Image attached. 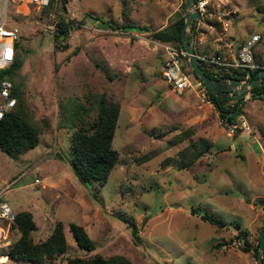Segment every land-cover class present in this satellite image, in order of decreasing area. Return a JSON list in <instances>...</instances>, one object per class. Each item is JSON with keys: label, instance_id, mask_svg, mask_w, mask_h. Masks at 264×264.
Instances as JSON below:
<instances>
[{"label": "rangeland", "instance_id": "374dc122", "mask_svg": "<svg viewBox=\"0 0 264 264\" xmlns=\"http://www.w3.org/2000/svg\"><path fill=\"white\" fill-rule=\"evenodd\" d=\"M182 3L53 0L44 10L27 0L9 2L7 20L20 29L16 79L24 104L35 120L46 119L49 126H43L35 147L17 157L0 150L1 200L14 213L33 214L35 243L49 235L55 222L63 223L66 250L51 264L93 254H122L134 264H257L254 249L264 226V97H249L240 106L249 133H231L218 124L208 96H201L206 94L203 84L181 93L166 84L164 42L152 33L183 15ZM262 6L264 0H230L227 7L237 11L228 16V30L216 23L211 36L197 43L199 51L210 45V37L220 36L223 42L234 38L231 51H223L236 56L235 44L258 33L253 54L264 65ZM61 21L69 26L66 33L58 32ZM127 22L146 30L121 27ZM201 29L200 34L208 31ZM181 65L192 84L199 81L187 57ZM99 94L120 105L112 139L119 160L102 185L82 183L74 174L73 128L61 122L73 101L81 110ZM95 116L88 109L87 127ZM202 138L212 145L182 168L178 151ZM192 207L207 210L225 226L202 219ZM127 220L136 225L137 236ZM70 223L85 228L94 250L76 244ZM19 236L11 229V245Z\"/></svg>", "mask_w": 264, "mask_h": 264}, {"label": "trees", "instance_id": "16d2710c", "mask_svg": "<svg viewBox=\"0 0 264 264\" xmlns=\"http://www.w3.org/2000/svg\"><path fill=\"white\" fill-rule=\"evenodd\" d=\"M51 2H53V0ZM49 6L43 9L48 10ZM61 7L64 8L63 2L61 3ZM260 9L264 12V6L260 7ZM183 23L184 16L178 14L169 25L154 31L152 36L159 41L170 42L178 47L184 48L181 39V28ZM58 26L59 33H66L69 29V26L64 21L58 22ZM121 27H134L139 30H146V27L138 26L130 22L123 23ZM196 34L197 30L194 31L195 36ZM200 64L203 71L212 78L234 77L237 79H250L260 70V68L252 70L248 68H237L232 69V72L228 73L223 70L214 71L209 65L202 61ZM20 67L21 60L19 58V47L17 43L13 63L0 74V80L7 78L12 82V94L16 98V105L0 120V150L12 157H17L35 147L39 142V135L43 131V126H49V122L46 119H42V123L35 120L24 104L22 83L16 79V73ZM192 73L195 78L198 79L193 71ZM252 91L263 92L264 87H254ZM206 93L210 102L217 109L221 117H225L228 121H232L236 115L241 114L242 109L240 108L235 116L230 115L236 108V100L216 97L212 93H209L207 89ZM89 100V106H82L81 110L78 103L73 101L72 104L74 108L70 109L67 115L63 114L61 122L64 125L71 124L73 128L70 141L73 149L71 166L74 174L82 183H91L95 181L102 185L107 181L110 171L119 160V152L112 147V139L120 112V105L118 101L103 94L94 95L92 99ZM90 108L95 110L96 116L90 126L87 127L85 125L84 116ZM184 135L185 133H181L178 139H183ZM174 142L175 141H170L169 144H174ZM211 145L212 143L210 141L202 138L198 141L189 143L185 148L179 150L178 156L182 162L181 167L186 168L191 166ZM191 212L199 214L202 219L207 220L217 227L225 226V222L222 219L215 217L207 210L192 207ZM128 223L132 227L134 236H137L134 222L128 221ZM35 227L36 224L33 219V214L30 211L23 210L17 212L11 229L18 230L20 236L6 252L10 258L22 263L51 264V259H53L55 255H61L66 250L67 242L63 231V223L60 221L55 222L49 235L43 241L36 243L33 242L30 237ZM69 230L80 248L88 251L94 250L95 245L83 226L70 223ZM259 239L260 235L254 249L255 254L258 250ZM244 240L243 237V244H245ZM67 264L134 263L122 254H113L108 257H104L100 254H93L86 257H70L67 259ZM262 264H264V254Z\"/></svg>", "mask_w": 264, "mask_h": 264}, {"label": "built area", "instance_id": "2783aa9c", "mask_svg": "<svg viewBox=\"0 0 264 264\" xmlns=\"http://www.w3.org/2000/svg\"><path fill=\"white\" fill-rule=\"evenodd\" d=\"M13 0H0V74L5 69L9 68L13 63L16 54V45L20 37V29L15 24H10L7 20V10L9 2ZM52 0H27L28 3L42 9L52 4ZM195 8L199 12V19L194 24V29L202 25L209 29L215 28V22L219 23L224 31L228 30V16L235 9L228 8L227 4L230 0H194ZM71 22L78 24L75 19ZM261 36L254 33L249 38L245 39L237 51L236 56L228 59L219 53L207 54L197 53L199 61L206 63L214 70H223L231 73L232 69L248 68V69H264V65H259L254 60V48ZM165 51L166 60L162 66V77L168 86L176 93H181L194 85H202L200 81L192 84L187 73L182 69L181 58L186 57V51L182 47L175 46L171 43H160ZM12 82L3 78L0 80V120L4 115L16 105V98L12 94ZM205 87V86H204ZM201 96L206 99L207 93H201ZM209 100V99H208ZM210 101V100H209ZM220 116V115H219ZM218 124L228 129L231 133L237 131L249 133V125L244 115H236L232 121H228L225 117L218 119ZM39 183V179L34 180ZM15 215L10 206L1 200L0 192V264H26L16 261L9 257L6 250L12 246L9 238L11 226L15 221ZM4 250V251H2Z\"/></svg>", "mask_w": 264, "mask_h": 264}, {"label": "water", "instance_id": "95a60500", "mask_svg": "<svg viewBox=\"0 0 264 264\" xmlns=\"http://www.w3.org/2000/svg\"><path fill=\"white\" fill-rule=\"evenodd\" d=\"M182 12L184 16V23L181 28V39L190 68L209 93H212L216 97L228 98L237 101L236 108L230 113V115L235 116L238 113L242 102L247 98L264 97V93L252 91V88L264 85V69L257 71L255 76L250 79H237L234 77L212 78L203 71L194 48V24L199 19V12L195 8V1L183 0ZM263 254L264 226L260 231V239L256 255L257 264H262Z\"/></svg>", "mask_w": 264, "mask_h": 264}, {"label": "crops", "instance_id": "0c3cea01", "mask_svg": "<svg viewBox=\"0 0 264 264\" xmlns=\"http://www.w3.org/2000/svg\"><path fill=\"white\" fill-rule=\"evenodd\" d=\"M231 8H233V7H231ZM233 9H235L236 11H237V9L236 8H233ZM235 13V12H234ZM201 28H206L205 30H208L207 32H206V34H200V32H202L201 30H203V29H201ZM201 29V30H200ZM200 30V31H199ZM211 34H212V30H209V28L208 27H204V25H202V26H200L199 28H198V30H197V34H196V36L194 35V47H195V49L197 50V52L198 53H207V54H215V53H219V54H221V55H223L224 57H227V58H229L231 55L232 56H234V54L233 53H226L225 51H223V48H228L227 50L230 52L231 50H230V46H233V42L235 41L234 40V38H231V40H226L225 42H223V38L222 37H216V38H209L210 40H209V42H210V45H208V44H206V45H202V46H200V48L202 49V51H199V49H198V45H197V43L198 42H203V40L205 39V38H207L206 36H211ZM242 42V41H241ZM241 42H238V43H236L235 44V49H236V47L238 46V47H240V45H241ZM205 50V51H204ZM214 50V51H213ZM229 56V57H228ZM234 58V57H233Z\"/></svg>", "mask_w": 264, "mask_h": 264}, {"label": "flooded vegetation", "instance_id": "af4514ba", "mask_svg": "<svg viewBox=\"0 0 264 264\" xmlns=\"http://www.w3.org/2000/svg\"><path fill=\"white\" fill-rule=\"evenodd\" d=\"M257 87L263 88V87H264V85H262V86H257ZM260 93H264V91H263V92H260Z\"/></svg>", "mask_w": 264, "mask_h": 264}]
</instances>
